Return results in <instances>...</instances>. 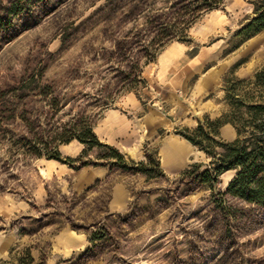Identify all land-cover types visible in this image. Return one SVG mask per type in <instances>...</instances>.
Returning a JSON list of instances; mask_svg holds the SVG:
<instances>
[{
  "label": "rangeland",
  "instance_id": "rangeland-1",
  "mask_svg": "<svg viewBox=\"0 0 264 264\" xmlns=\"http://www.w3.org/2000/svg\"><path fill=\"white\" fill-rule=\"evenodd\" d=\"M196 1L190 9L200 8ZM250 1L203 11L191 42L168 41L143 66L147 84L129 91L122 72L143 64L170 23L181 26L187 0H0V264H264V215L227 196L220 207L212 200L234 170L211 191L181 177L208 161L195 146L175 173L160 155L166 135L228 110L224 80L251 78L264 65V29L234 35L252 15ZM56 96L58 113L50 107ZM81 109L100 114L97 126L116 110L123 131L106 143L134 162L153 154L163 175L50 166L30 153L37 122L64 123ZM219 136L231 141L236 131L229 139L221 127ZM82 148L76 140L59 145L70 157ZM96 153L82 161L93 163Z\"/></svg>",
  "mask_w": 264,
  "mask_h": 264
},
{
  "label": "trees",
  "instance_id": "trees-1",
  "mask_svg": "<svg viewBox=\"0 0 264 264\" xmlns=\"http://www.w3.org/2000/svg\"><path fill=\"white\" fill-rule=\"evenodd\" d=\"M200 8L190 9V0L184 5V18L165 27L158 46L151 55L145 56L142 65L137 63L124 78L128 80V90L136 91L138 85L144 87L147 81L142 76L143 66L154 61L160 50L168 41L190 43L189 28L203 11L217 9L224 0H197ZM252 15L247 18L235 31V36L241 40L248 39L264 29V0H251ZM194 12H198L197 14ZM186 16V17H185ZM182 17V16H181ZM177 28V29H176ZM166 39V41H163ZM155 43V42H154ZM150 54V53H149ZM147 56V57H146ZM34 81V80H33ZM225 100L228 110L220 116L210 119L205 117L198 121L194 128L181 127L175 130L190 144L202 151L208 158L206 163H191L183 171L181 177L191 183L203 185L214 191L219 177L227 170H234V175L227 184L224 192L213 194L212 200L216 206H222L225 197L239 200L252 209L264 215V65L251 78L238 79L231 77L224 80ZM46 95V93H39ZM52 111L58 113L63 104L58 96L50 103ZM81 109L66 122L47 127L46 123L37 122V138L33 140L30 153L46 159H54L73 168H82L89 164L109 166L125 172L141 173L148 178L160 177L163 171L160 163L153 154L147 153L145 160L134 162L113 145L102 142L94 132L97 117H91ZM224 124H231L236 137L231 141L222 140L219 130ZM21 138V146L30 148L29 141ZM73 140L83 145L77 157L63 156L59 145ZM96 150V161L82 158Z\"/></svg>",
  "mask_w": 264,
  "mask_h": 264
},
{
  "label": "crops",
  "instance_id": "crops-1",
  "mask_svg": "<svg viewBox=\"0 0 264 264\" xmlns=\"http://www.w3.org/2000/svg\"><path fill=\"white\" fill-rule=\"evenodd\" d=\"M179 48L180 47L178 46L170 48L164 55L166 60H172L176 55V52L179 51ZM123 122V117L116 113V110L110 109L104 111L102 123L98 126L94 124L93 129L100 140L111 142V136H114L117 132L123 131ZM222 128H224L225 132L229 135V139H233L235 137V131L231 124H225ZM190 145L191 144L188 141L178 135H166V137L163 138L160 146V155L162 157L164 168L167 172H178L186 165V157L188 154L187 149ZM175 147H180V151H175ZM47 162L50 166H54L56 163H61L54 159H47ZM96 174H102V171H97Z\"/></svg>",
  "mask_w": 264,
  "mask_h": 264
}]
</instances>
